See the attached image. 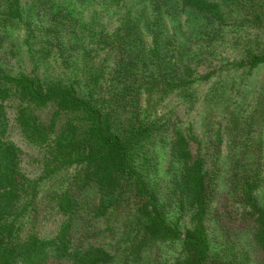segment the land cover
Masks as SVG:
<instances>
[{
    "label": "trees",
    "instance_id": "1",
    "mask_svg": "<svg viewBox=\"0 0 264 264\" xmlns=\"http://www.w3.org/2000/svg\"><path fill=\"white\" fill-rule=\"evenodd\" d=\"M94 1L34 0L27 9L22 8L20 0H2L0 4V30L3 18L23 22L28 30L26 43L29 45L30 36L35 37L40 53L52 55L79 49L71 63L64 62L69 69L61 72L43 77L0 74V264H110L114 258L111 252L83 238L91 230H87L79 212L90 191L97 194L90 209L94 220L113 215L125 204L133 209L125 219L130 218L136 232L124 242L132 254L137 244L150 247L180 241L181 257L172 264H208L212 165L194 133L175 132L170 145V155L178 163L173 189L191 221V227L181 232L168 221L166 207L148 182L152 145L159 126L149 121L147 108L139 105L142 94L149 97L159 86L172 91L187 89L196 82L190 58L172 55L171 49L162 46L163 31L147 26L152 43L146 54L136 53L141 50L135 45L141 19L131 14L133 6L126 12L121 9L131 0H112L111 10L119 15V23L112 31L102 33L103 28H92L93 25L84 29L75 4ZM176 2L180 13L203 20L205 33L221 27L232 18L234 8L241 5L240 0ZM41 7L44 13L36 12L44 18L34 13ZM256 17L264 27V17L260 13ZM69 21L73 30L70 29L69 41H64L56 30L59 23L68 26ZM75 25L80 31L75 30ZM102 45L115 49L113 58L101 55ZM232 63L236 70L253 74L264 66V51H248L245 58L233 59ZM209 77L205 75L203 79ZM259 84L263 87L264 79ZM12 97L18 101L14 119L24 137L43 150L42 173L35 180H29L20 170V149L2 138L8 128L7 102ZM48 107L51 114L44 121L35 111ZM245 160L241 155L235 162L237 175L241 176L243 218L253 227L255 246L264 256V207L255 198L260 170L256 160L250 162L249 168ZM69 170L64 184L54 192L56 209L64 216L56 234L20 237L19 218L25 210V206L20 207L21 199L29 194L33 199L43 181ZM230 264L245 262L234 260Z\"/></svg>",
    "mask_w": 264,
    "mask_h": 264
},
{
    "label": "rangeland",
    "instance_id": "2",
    "mask_svg": "<svg viewBox=\"0 0 264 264\" xmlns=\"http://www.w3.org/2000/svg\"><path fill=\"white\" fill-rule=\"evenodd\" d=\"M20 1L22 8L27 9L34 0ZM240 1L241 5L231 13L232 18L208 33L204 32L202 19L179 12L176 0H131L128 6H121L122 12L133 6L131 14L141 19V32L135 36V45L141 50L136 53L146 54V48L152 43L147 26L163 31L162 46L166 50L171 49L172 55L178 56L179 53L190 58L192 79L196 78V82L187 89L172 91H164L159 86L149 97L142 94L139 105L147 108L149 121L159 126L152 145L148 182L166 207L168 221L176 224L181 232L191 227V221L190 213L178 204L173 189L178 163L170 155V145L175 132L194 133L201 141L200 150L212 165L209 178L213 186L207 222L211 243L208 264H230L242 259L245 264H264V256L253 240V227L245 221L247 218H243L245 208L240 199L241 176L237 175L235 165L241 155L246 157L244 164L247 168L251 161L258 162L260 186L255 198L259 206L264 207V86H259V81L264 79V66L249 74L236 70L232 63L233 59L245 58L248 51H264V27L256 17L258 13L264 17V0ZM113 3L112 0H95L75 4L85 23L84 29L93 25L92 28H103L102 33L112 31L119 23V15L111 10ZM0 4H3L2 0ZM44 10V7L34 9V13L44 18L40 14ZM29 11L31 13L33 9ZM142 13L144 16L140 15ZM69 25L70 21L68 26L61 23L57 26V36L64 41L70 39L72 28ZM75 30L80 31L79 25ZM27 32L23 22L8 17L1 20L0 74L18 76L26 73L43 77L69 69L68 64L79 52L77 47L46 55L40 53L35 37L30 36L29 45L26 43ZM102 48V56L106 54L109 59L113 58L115 49L112 46L102 45ZM205 75L210 76L208 80L203 79ZM17 102L13 97L7 102L8 128L2 138L20 149V170L29 180H35L42 173L40 161L43 150L29 143L16 123ZM35 113L46 121L51 108L37 109ZM193 149H196L195 145ZM70 173L71 170L54 175L36 188L33 199L30 200V194L21 199L20 207L25 206V210L19 218L20 237L28 234L51 237L56 234L64 216L56 209L54 192L64 184ZM88 196L79 213L86 221L87 230L91 231L83 238L111 252L114 258L110 264H172L181 257L180 241L150 247L137 244L132 254L124 242L132 239L136 232L130 218L125 219L133 209L125 204L113 215L94 220L90 209L97 200V194L90 191Z\"/></svg>",
    "mask_w": 264,
    "mask_h": 264
}]
</instances>
